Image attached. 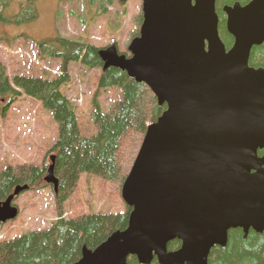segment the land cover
Returning a JSON list of instances; mask_svg holds the SVG:
<instances>
[{
  "label": "water",
  "instance_id": "water-1",
  "mask_svg": "<svg viewBox=\"0 0 264 264\" xmlns=\"http://www.w3.org/2000/svg\"><path fill=\"white\" fill-rule=\"evenodd\" d=\"M127 1V0H124ZM140 37L130 58L116 49L100 55L106 68L146 84L162 117L148 127L123 189L132 208L128 228L79 264H209L229 232H264V69L249 66L264 44V0L226 6L228 51L221 40L218 0H142ZM45 182L58 192L56 156ZM19 186L0 203V223L17 218ZM180 250L169 253L170 242Z\"/></svg>",
  "mask_w": 264,
  "mask_h": 264
},
{
  "label": "trees",
  "instance_id": "trees-1",
  "mask_svg": "<svg viewBox=\"0 0 264 264\" xmlns=\"http://www.w3.org/2000/svg\"><path fill=\"white\" fill-rule=\"evenodd\" d=\"M14 1L0 0V22L11 21L5 18V11ZM21 1L20 13L16 15L17 23H25L38 17L39 0ZM70 1V0H69ZM104 11L121 0H92ZM253 0H218L217 14L219 32L226 49L229 51L234 38L227 31L226 6L240 3L242 7ZM144 22L142 8L135 16V28L130 35L132 42L140 37ZM51 45L55 49L52 56L64 58L62 75L54 80L40 77H16L15 87L6 75V68L0 64V102L5 100L4 111L11 103L25 92L31 98L42 100L54 113L58 123L59 138L50 153H55V176L59 180L56 193L58 206L66 201L78 189L83 174H93L108 181L118 190L122 197L123 186L130 175L138 153L147 134L148 127L156 123L167 110V105H160L153 91L144 83L117 68H106L100 52L105 49H117L115 43L101 48L92 44L58 37L53 41L40 44V49ZM54 57V58H55ZM80 61L90 69H101L93 96V121L97 134L84 137L80 133L76 117V105L62 92L70 82L68 67L71 62ZM249 66L264 69V44L253 48ZM121 89L122 98L114 103L108 112L100 104L102 92L108 88ZM259 157L264 150L259 151ZM46 167V166H45ZM47 169L35 165H23L16 169L8 167L0 175V203L6 201L19 186H29V190L45 188ZM126 205V204H125ZM123 214L78 215L64 219L62 210L59 218L50 229L25 234L10 241L0 240V264H79L85 250L95 251L117 232L128 228L132 208L127 206ZM179 240L168 244L169 253L180 250ZM128 264H140L137 258L130 257ZM152 264H158L157 260ZM209 264H264V232L250 230L245 235L242 229L229 232L225 247H215L209 257Z\"/></svg>",
  "mask_w": 264,
  "mask_h": 264
},
{
  "label": "rangeland",
  "instance_id": "rangeland-1",
  "mask_svg": "<svg viewBox=\"0 0 264 264\" xmlns=\"http://www.w3.org/2000/svg\"><path fill=\"white\" fill-rule=\"evenodd\" d=\"M121 1L125 5L116 2L104 11L92 0H39L38 17L25 23H17L16 15L20 13L22 3L14 1L4 12L11 23L0 22V64L6 68L11 84L15 87L16 77L59 78L64 58L52 56L55 49L51 45L40 49L41 43L58 37L101 48L115 43L120 52L130 56V35L142 0ZM101 72V69H90L80 61L71 62L68 67L70 82L62 88L77 107V123L84 137L97 134L92 101ZM121 94L118 87L104 90L100 97L103 110L108 112L121 100ZM5 106L4 100L1 101L0 175L8 167L16 169L29 164L48 170L52 165L51 156L55 155L50 149L59 138L53 111L42 100L31 98L25 92L4 111ZM14 203L19 215L0 224V240L10 241L50 229L58 220L60 210L67 220L82 214H123L127 210L115 185L89 173L83 174L78 189L61 207L52 185L22 192Z\"/></svg>",
  "mask_w": 264,
  "mask_h": 264
},
{
  "label": "flooded vegetation",
  "instance_id": "flooded-vegetation-1",
  "mask_svg": "<svg viewBox=\"0 0 264 264\" xmlns=\"http://www.w3.org/2000/svg\"><path fill=\"white\" fill-rule=\"evenodd\" d=\"M263 150H264V149H263ZM263 150H260V151H263ZM262 157H264V155H263Z\"/></svg>",
  "mask_w": 264,
  "mask_h": 264
}]
</instances>
